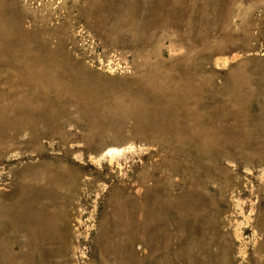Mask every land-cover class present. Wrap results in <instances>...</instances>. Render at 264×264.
Listing matches in <instances>:
<instances>
[{"label": "rangeland", "instance_id": "obj_1", "mask_svg": "<svg viewBox=\"0 0 264 264\" xmlns=\"http://www.w3.org/2000/svg\"><path fill=\"white\" fill-rule=\"evenodd\" d=\"M0 264H264V0H0Z\"/></svg>", "mask_w": 264, "mask_h": 264}]
</instances>
